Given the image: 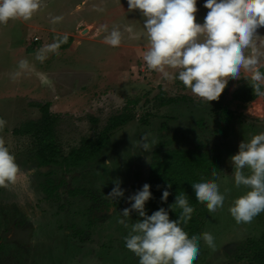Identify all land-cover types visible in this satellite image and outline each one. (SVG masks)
<instances>
[{
  "label": "rangeland",
  "instance_id": "rangeland-1",
  "mask_svg": "<svg viewBox=\"0 0 264 264\" xmlns=\"http://www.w3.org/2000/svg\"><path fill=\"white\" fill-rule=\"evenodd\" d=\"M204 3L197 0L200 23L208 11ZM143 22L139 10L128 12L127 0H39L30 19L0 24V118L7 122L0 139L19 166L17 180L0 186V264H139L124 239L138 217L132 213L128 228L118 221L160 148L200 149L221 159L223 207L208 213L203 230L213 235L215 247L200 239L194 264H229L240 243L264 236V212L250 223H237L229 212L249 190L235 186L229 158L242 140L264 132V97L247 105L232 99L251 73L241 69V78L229 79L220 95L236 116L227 122L214 114V101L148 69ZM114 28L122 33L118 47L106 43ZM257 34L262 37L255 52L246 49L245 55H259L264 73V27ZM62 36L73 38L70 47L49 50ZM167 99L179 102L163 105ZM38 103H49L59 117L54 136L63 156L83 139L95 140L110 118L125 113L132 120L93 160L78 167L41 166L32 139L12 134L41 117L32 106ZM144 134L148 152L139 147ZM117 181L125 197L114 200L107 194Z\"/></svg>",
  "mask_w": 264,
  "mask_h": 264
},
{
  "label": "clouds",
  "instance_id": "clouds-1",
  "mask_svg": "<svg viewBox=\"0 0 264 264\" xmlns=\"http://www.w3.org/2000/svg\"><path fill=\"white\" fill-rule=\"evenodd\" d=\"M127 5L128 12L139 10L144 18L149 47L143 59L149 70L162 73L166 79L179 80L195 96L210 102L219 98L229 79L239 80L244 69L251 73L253 92L264 96L259 55H245L246 49L255 52L257 40L262 37L257 29L264 27V0H205L208 11L202 23L195 16L197 0H127ZM38 7L39 0H0V24L10 19L28 20ZM59 19L54 18V22ZM121 39L122 33L114 28L106 43L118 47ZM66 41L65 36L61 42ZM58 47L59 43L48 46L49 50ZM166 69H176L178 74ZM6 123L0 118V130ZM148 139V134L140 137L139 147L144 152L150 151ZM229 160L235 186L249 189L234 200L229 212L237 223H250L264 212V132L242 140ZM246 169L250 174H245ZM18 173L15 156L0 139V186L14 183ZM114 185L107 196L114 200L124 198L120 182ZM171 188V183L164 186L162 203H167ZM192 189L196 200L204 202L209 212L223 207L225 197L213 180L195 182ZM152 198L151 185L145 183L127 197L130 206L120 210L123 219L118 222L126 228L132 213L138 217L124 239L126 248L139 258V264H193L199 254L200 239L215 247L211 233L189 236L180 226L191 219L194 211L183 189L168 209L160 207L149 215L145 206ZM173 208L181 210L175 220L169 214Z\"/></svg>",
  "mask_w": 264,
  "mask_h": 264
},
{
  "label": "trees",
  "instance_id": "trees-1",
  "mask_svg": "<svg viewBox=\"0 0 264 264\" xmlns=\"http://www.w3.org/2000/svg\"><path fill=\"white\" fill-rule=\"evenodd\" d=\"M64 37L62 36L56 41L59 43L57 50H67L73 42V38L70 36H66V42H61ZM251 83V79H249L240 86L232 95L233 101L247 105L259 97H264L253 92ZM178 102L177 99H167L162 104L169 105ZM32 106L39 110L41 117L38 120H28L21 123L18 128L12 131V134L18 137L28 136L32 139L35 155L41 166L78 167L93 160L110 142L113 133L132 120V115L125 113L110 118L107 126L95 140L83 139L78 148L63 156L54 136V129L59 117L50 112L49 103L32 104ZM214 112L216 116L227 122L236 120L235 113L228 108L223 96L214 101ZM220 165L219 156L199 149H156L153 152L149 175L145 182L151 185L153 194V198L145 206L147 213L151 215L160 207L168 209L169 205L174 203L175 196L183 189L194 211L191 214V219L186 224L182 222L180 226L189 236H200L203 233L209 211L204 202L196 200L192 184L201 180L217 182ZM167 183L172 184V188L169 189L171 195L168 197L167 203H162L160 197ZM74 194L71 192V195ZM180 211L176 208L171 209L170 218L178 219ZM236 251L229 264H264V236L257 241L248 240L240 243Z\"/></svg>",
  "mask_w": 264,
  "mask_h": 264
},
{
  "label": "flooded vegetation",
  "instance_id": "flooded-vegetation-1",
  "mask_svg": "<svg viewBox=\"0 0 264 264\" xmlns=\"http://www.w3.org/2000/svg\"><path fill=\"white\" fill-rule=\"evenodd\" d=\"M214 114H215V112H214ZM217 117H219V116H217ZM192 150H194V149H192ZM200 150V149H199ZM202 151V150H201ZM211 154V153H210ZM213 155V154H212ZM220 161H221V159H220ZM220 171H221V165H220ZM219 175H220V172H219ZM219 175H218V179H217V182L216 183H218V180H219ZM54 191V190H53ZM51 192V191H49V192H47V194L50 196V197H52L53 196V193L54 192ZM205 224H206V221H205ZM80 233V232H79ZM234 256V255H233ZM233 259V258H232Z\"/></svg>",
  "mask_w": 264,
  "mask_h": 264
},
{
  "label": "bare ground",
  "instance_id": "bare-ground-1",
  "mask_svg": "<svg viewBox=\"0 0 264 264\" xmlns=\"http://www.w3.org/2000/svg\"><path fill=\"white\" fill-rule=\"evenodd\" d=\"M85 33V32H84Z\"/></svg>",
  "mask_w": 264,
  "mask_h": 264
}]
</instances>
